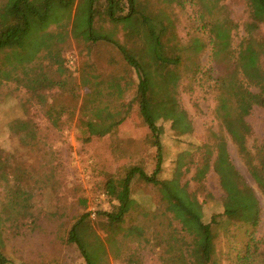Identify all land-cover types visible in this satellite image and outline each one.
<instances>
[{"label":"rangeland","instance_id":"1","mask_svg":"<svg viewBox=\"0 0 264 264\" xmlns=\"http://www.w3.org/2000/svg\"><path fill=\"white\" fill-rule=\"evenodd\" d=\"M123 1L127 14L130 8L127 0ZM190 1L181 0L186 7H176L170 15V4H163L164 10L150 14L151 2L142 0V7L148 5V10L141 11L146 23L139 24L140 19H136L139 26L133 31L139 35L135 44L140 46H130L128 52H139L144 61L154 59L153 44H177L174 53H166L168 57H176L182 45L190 48L191 44H206L207 48L198 56L187 54V58L199 63L203 71L212 70L213 75L185 73L179 89L180 108L153 112L157 126L162 129L163 163L157 176L162 184L155 186L138 176L133 180L124 224L126 236L113 246L118 251L108 249L106 264H163L168 257L164 250L174 244H180L189 253L191 239L187 233L193 226L183 223L181 216L186 217L183 204L205 224L219 216L220 226L215 228L216 259L220 264H236L251 229L223 223L224 212L230 204L212 167L216 155L203 178L194 179L197 170L206 164L208 149L223 137L231 163L259 200L262 222L256 229V237H264V195L238 148L216 119L218 93L214 83L227 67L225 62L221 63L222 57L217 62L213 60L215 42L211 29L203 31L205 24H211V17L197 13ZM98 2L102 9L106 1ZM205 2L217 16L220 31L227 23L226 15L230 17L233 22L231 44L238 50L246 37L245 26L251 21L247 0ZM4 3L5 0H0V7ZM88 7L89 0H75L67 10L55 7L49 12V21L34 31V41L41 44L42 52H60L65 62L59 72L68 81L67 88L47 93L46 101L56 107L51 116L47 115L48 108L37 104L32 88L18 90L14 85H6L0 89V150L3 159H9L11 170L16 171L10 183L0 182V250L11 264H85L81 252L67 243L71 228L85 217L86 224L105 238L100 226L103 218L97 215L112 210V203L104 195L107 182L123 177L132 166H140L152 176L157 165L153 134L140 114L137 76L127 70L115 45L83 41ZM202 15L204 21L200 19ZM100 25L104 32L112 31L111 24L97 23L96 26ZM166 30L168 33L163 34ZM151 32L154 35L151 36ZM130 36L131 33L128 38ZM193 38L199 41L191 42ZM254 38L264 44V23ZM115 39L125 44L121 26ZM131 44L134 43L131 41ZM10 53L0 52V60L11 59ZM261 64L264 68V55ZM91 72L113 77L107 88L108 98L101 100L89 85L81 83V78L89 77ZM150 88L155 105L169 106L158 98L162 85L151 84ZM251 90L258 92L256 88ZM60 108L65 109L64 113ZM15 120L26 121L33 128L35 138L15 137L10 132ZM83 120L91 122L99 132L115 127L110 134L95 136L86 143L80 126ZM246 122L250 128L248 149L253 153L264 149V108L254 107Z\"/></svg>","mask_w":264,"mask_h":264},{"label":"trees","instance_id":"2","mask_svg":"<svg viewBox=\"0 0 264 264\" xmlns=\"http://www.w3.org/2000/svg\"><path fill=\"white\" fill-rule=\"evenodd\" d=\"M98 1L89 0L87 27L82 33L83 41L85 44L105 41L115 45L125 60L127 70L133 71L137 76L140 114L153 134L154 145L157 148V165L152 176H148L140 166H132L123 177L111 178L107 182L104 195L112 203V210L97 215L103 218L100 226L105 238H101L96 230L86 224L85 217H82L71 228L67 243L74 245L81 252L85 264H106L108 249L113 251V246L119 244V239H125L124 224L131 200L133 180L138 176L146 183L155 186L162 184L157 179L163 163V146L160 141L162 129L157 126L153 112H167L180 108L179 89L185 73H191L193 76L196 74L206 76L208 74L207 77L213 75L212 70H205V72L199 68V63L187 58V54L198 56L207 48L206 44H191L190 48L187 44L182 45L176 57H168L166 53L170 51L174 53L173 50L178 47L177 44H153L152 48L155 46L154 59L141 61L139 52L131 54L128 50L130 46H140V44H135L139 40V35L137 31L135 33L133 31L137 30L141 22L146 23L144 19L146 16L141 11L142 9L148 10V5L142 7V0H127L130 10L125 14L126 4L123 0H105L102 9H99ZM74 2L75 0H5L0 7V52H11V59L0 60V89L6 85H14L18 90L23 87L32 88L36 92L37 104L48 108V116L56 111V107L46 101L47 93L55 89L63 91L68 86V81L59 72L65 62L60 52L43 53L41 44L34 41V31L49 21L51 9L60 6L67 10L73 6ZM149 2H151L150 14L164 10L163 4L166 3L170 4L168 11L170 15L176 7L180 9L186 7L181 0H149ZM190 2L197 13L203 12L204 15L211 17V24L208 26L205 24L203 31L211 29L215 42L212 49L213 60L217 62L222 57L221 63L225 62L227 67L226 72L224 68V72L217 75L214 83V89L218 93L216 119L238 148L254 181L264 195V149H257L254 153L248 149L247 138L250 128L246 122V118L254 107L264 108V68L261 64L264 44H260L254 38L260 25L264 23V0H247L251 21L245 26L246 37L238 50H234L231 44L233 22L230 17L226 15L227 23L222 25L223 31H220L217 28V16L209 7L208 1L191 0ZM204 15L200 18L202 21H204ZM136 19H140L138 25H136ZM105 22L111 24V32H104L101 25L96 26L97 23L104 24ZM120 26L123 37L126 39L125 44H120L115 39ZM130 29L127 35L126 32ZM165 32L167 34L168 30L162 33L165 34ZM130 33L131 36L128 38ZM150 35H154L153 32ZM167 36L170 41L169 34ZM130 40L134 44H131ZM190 41L198 42L199 38H193ZM187 48L191 49L190 52ZM113 80L111 76L106 77L91 72L89 77L81 78V83L89 85L93 93L102 100L108 98L107 88ZM151 84L162 85L163 91L158 98L169 106L159 108L155 105L150 95ZM252 88H256L258 92H253ZM59 110L64 113L65 109L60 108ZM75 115L76 111L73 113V116ZM80 126L83 141L86 143H89L95 136L102 137L110 134L115 127L111 126L99 132L95 130L91 122L84 120L81 121ZM10 132L22 139H28L30 136L35 138L33 128L24 120L13 121ZM227 147L225 138H218L213 148L208 149L206 164L203 169L197 170L194 179L200 181L203 178L211 167L212 157L216 155L212 161V167L226 194V201L230 204V208L224 212L223 217L226 219L223 223L225 225L232 223L238 227L251 229L247 232L246 246L237 258L236 264H264V237L261 239L256 237V229L262 222L260 203L254 190L245 183L231 163ZM1 151L0 182L10 183L16 171L11 170L13 167L9 159L4 160ZM173 184L176 186L174 182ZM14 201L17 203L16 200ZM183 206L186 215V217L181 216L184 218L183 223L186 226H193L192 230L187 233L191 239V250L187 253L180 244L170 245L171 247H166V251L164 250L168 257L163 264H220L216 259L215 247V228H218L221 222L218 221L219 216H214L210 223L205 224L186 204ZM1 226L0 219V228ZM120 235L121 238H119ZM114 249L115 252L118 251L116 247ZM0 264H11L1 250Z\"/></svg>","mask_w":264,"mask_h":264}]
</instances>
